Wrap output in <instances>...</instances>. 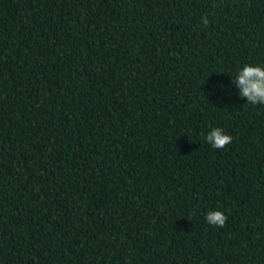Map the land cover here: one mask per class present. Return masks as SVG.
<instances>
[{
  "label": "trees",
  "instance_id": "obj_1",
  "mask_svg": "<svg viewBox=\"0 0 264 264\" xmlns=\"http://www.w3.org/2000/svg\"><path fill=\"white\" fill-rule=\"evenodd\" d=\"M245 63L264 0H0V264H264Z\"/></svg>",
  "mask_w": 264,
  "mask_h": 264
},
{
  "label": "clouds",
  "instance_id": "obj_2",
  "mask_svg": "<svg viewBox=\"0 0 264 264\" xmlns=\"http://www.w3.org/2000/svg\"><path fill=\"white\" fill-rule=\"evenodd\" d=\"M206 25L207 19L203 20ZM238 96L245 98L247 103L252 105L264 104V65L245 63L238 69L235 78L232 79ZM217 86H213L215 90ZM205 140L213 149H223L228 145L232 137L220 127L211 128ZM227 217L220 210H210L206 214L207 222L216 227H223Z\"/></svg>",
  "mask_w": 264,
  "mask_h": 264
}]
</instances>
